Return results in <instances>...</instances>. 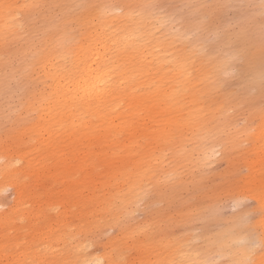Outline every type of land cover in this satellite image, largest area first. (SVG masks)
Returning a JSON list of instances; mask_svg holds the SVG:
<instances>
[{"label":"bare ground","instance_id":"obj_1","mask_svg":"<svg viewBox=\"0 0 264 264\" xmlns=\"http://www.w3.org/2000/svg\"><path fill=\"white\" fill-rule=\"evenodd\" d=\"M158 1L0 0V95L9 88L6 98H0V117L8 126L0 129V199L8 188L15 198L0 212V264H24V256L31 264L39 262L44 239L42 252L52 256L42 264L69 259L74 264H120L115 248L86 253L93 234H102L91 230L107 224L121 228L119 235L132 233L133 213L147 198L145 206L153 210L148 208L145 223L154 225L163 239H147L136 247L140 254L153 250L154 260L167 259L175 252L171 245H184L185 251L217 264L244 258L240 241L250 229L241 226L251 213L257 214L252 224L259 223L264 166L247 158L242 144L254 136L252 121L259 126L255 139L263 144L264 107L246 93L222 90V73L232 58L207 57L178 27L163 39L162 22L152 13ZM195 10L200 19L190 29L207 30V11L202 13L198 2ZM240 57L248 68L246 87L258 86L261 47ZM11 95L16 106L6 102ZM239 115L249 122L237 128ZM219 153L229 165V180L213 178L205 186L208 158ZM235 153L247 174H240ZM97 163L111 165L110 179L93 184L89 178L81 184L66 179L57 192L62 197L52 202L62 175L92 171ZM224 175L227 171L220 178ZM83 187L88 189L84 197ZM79 193L86 206L76 214ZM204 198L208 201L198 202ZM223 199L235 206L252 199L254 205L232 215L228 227L210 232L207 225L210 218L219 222L217 206ZM157 202L166 206H150ZM176 204L180 208L172 217L169 208ZM58 207L62 210L54 225L48 221L41 226L40 219L46 221L47 212ZM85 213L91 222L71 228L73 218ZM169 220L186 229L168 239ZM197 222L201 233L191 230ZM82 232L86 237L73 246L74 254L53 251L55 244H69V238ZM24 235L38 240L30 243V254ZM148 254L144 257L150 261ZM255 258H261L259 248Z\"/></svg>","mask_w":264,"mask_h":264},{"label":"rangeland","instance_id":"obj_2","mask_svg":"<svg viewBox=\"0 0 264 264\" xmlns=\"http://www.w3.org/2000/svg\"><path fill=\"white\" fill-rule=\"evenodd\" d=\"M197 2L201 6H209V5H227V4H242V5H255V7L248 8L245 7L242 11L236 12L229 8H208V7H201L202 13L207 11V14L205 15V19L203 20V24L206 25L207 30L202 29H190L191 25L195 24L200 19V12L196 11L195 8L197 6ZM260 0H225L224 2L221 0H160L157 3H155L152 6V13L158 21H161V37L163 39H168L170 37V32H175L177 27L183 30L185 33V39H187V42L190 43L191 41L196 42V44L200 45L207 57H230L232 58V62L230 60L229 67L226 72L222 73V90L223 91H231L232 93L236 94H244L246 93L247 96H251V99L256 102V105L258 107H264V92L261 91V81L260 84L254 88H247L246 87V79H247V70L248 68L245 67V61L240 57V52L243 47L247 49H251L254 47H261V28H262V20H261V9L259 7ZM184 5H192L193 7H182ZM200 13V14H199ZM190 26V27H189ZM189 29H188V28ZM236 35L239 38V41L237 42ZM232 38V39H231ZM229 45V46H228ZM239 63V64H238ZM262 65H264V57L262 58ZM9 91V88L7 87L5 92L0 95L1 99L6 98V92ZM14 95H11V97ZM6 102L10 106H16V96L12 98L6 99ZM247 107H249L250 102L249 99L245 100L244 103ZM1 112V110H0ZM231 114H233V111H230ZM249 121L244 119L243 115H239L236 119L237 128L245 126ZM252 125V136L248 139L247 142H244L242 144L243 149H247L243 153H246V156L248 158H257L260 160V163L264 166V142L263 144H259L260 142L256 140L255 138L256 133L259 130L258 123L256 121H252L250 123ZM1 127L8 128V126L3 122L2 118L0 117V129ZM238 153V151H237ZM237 153H235V164L239 167L240 174L244 175L248 173L247 167L238 156ZM167 154V152H166ZM124 156V155H122ZM170 154L166 155L167 161L164 164H167L168 157ZM209 164L205 166L206 171L204 172L205 175H208L209 178L204 184L205 186H209L212 184L213 178L216 181L227 179L229 180V165L227 162L223 159V156L219 153L215 156H210L208 158ZM22 164L26 165L25 161L21 162ZM65 163V162H64ZM133 163V162H132ZM128 163V164H132ZM124 164H127L125 162ZM111 166V165H110ZM109 166V167H110ZM108 167V168H109ZM106 166H103L101 164H96V168L92 171L85 172L81 169H76L71 175H62L58 179L57 189L54 190V195L52 202L59 201V199L62 197L61 195H58L57 192L61 191L63 189L62 182L64 180H69L74 178L75 181H78L77 184H81L84 180V178H89L92 180V184L95 180H108L107 178L109 176V172H107L108 169ZM127 171L132 170V167L126 166L125 167ZM202 168V167H200ZM203 169V168H202ZM104 170V171H102ZM227 171V176L224 175V178H220L221 174ZM207 173V174H206ZM137 175V174H136ZM137 176H142L137 175ZM90 180V181H91ZM50 181L48 182V184ZM208 183V184H207ZM91 184V185H92ZM99 184L95 185L96 191H101L102 189H99ZM83 194V197L87 195L85 191H88L87 187L80 188V190ZM152 195V193H151ZM77 211L76 214L80 212L82 213L84 207L86 206L84 204V199L82 200L80 198V193L77 194ZM2 198L0 199V212L7 211L14 203V195L13 190L11 188L6 189L2 193ZM82 197V196H81ZM149 197V196H148ZM150 200V199H149ZM148 198L146 201H144L139 209L133 213V226L131 227L132 233L126 234L124 236L119 235L120 229L117 225H103L101 227H97L95 229H92L91 231L97 232L101 230L102 234L99 237H95V234H93V237L88 242L90 247L86 248V253H101L105 248L110 247V249L115 248L116 250L113 251V253L117 252V255H119L121 261L122 260H128L130 264L132 262H135V264H139L140 261H148V258L144 257L148 253L140 254L136 247L139 245H144L147 242V239L149 241H156L159 238L161 239L162 236L158 234L157 230L154 228V225L151 227L146 222L147 217L149 216V212L153 210V208H149L150 211H148V208L145 206L146 203L149 201ZM208 199L204 198L202 200H198L199 203H205ZM75 202V201H74ZM74 202L70 205L72 208V205ZM254 201L252 199H245L244 202L241 205H233L232 201L230 200H221L217 206V215L220 216L219 222H215V219L210 218L209 222L210 224L207 225V229H212V231H216L218 229H223L228 227L230 222V217L234 214H237L241 212L242 210H249L253 207ZM151 207H165V202H157L150 205ZM173 207V208H172ZM180 208V205L176 204L169 208L170 215L172 217H175L176 211ZM62 209L60 207L47 212V219L46 221H41V226L45 227L48 226L46 222H50L54 225V222L57 220L58 213ZM257 218L256 213H251L249 215V221L244 222L241 226V229L246 231L249 230V225L253 223L254 219ZM73 223L71 228H85L84 223H90L91 220L88 218L87 214L85 213L83 216L76 215V217L73 218ZM90 221V222H89ZM217 221V220H216ZM198 223V222H197ZM191 224V230L195 233H201L202 230L199 229L201 224ZM213 223V225H212ZM208 224V223H207ZM167 229H168V239L177 237L181 234V232L184 231L183 228H181V225L179 223H176V225L173 227V221L169 220L167 223ZM198 225V226H196ZM188 226V227H190ZM209 226V227H208ZM92 227L91 224L88 226ZM187 227V228H188ZM197 227V229H196ZM213 227V228H212ZM216 230H213V229ZM29 228V227H28ZM186 229V228H185ZM195 230V231H194ZM76 232V231H75ZM73 232L72 234H74ZM86 237V233L83 234H77L71 238H69L66 245H63L61 241V244H55L53 251H63L64 253L70 254L73 253V246L79 242L80 240L84 239ZM24 249H26V252H29V245L32 242H37L38 240L33 241V237L31 235H24ZM163 239V238H162ZM40 243V261H36L33 264H42L41 262L45 259H48L52 256V254H47L44 256L42 250L45 247V241ZM201 246H203L202 242H199ZM30 254V252H29ZM149 255V254H148ZM154 254L152 250V254L150 256V261L154 260L152 257ZM31 256V255H30ZM20 262L24 261V264H31L30 259H27L25 256Z\"/></svg>","mask_w":264,"mask_h":264},{"label":"snow or ice","instance_id":"obj_3","mask_svg":"<svg viewBox=\"0 0 264 264\" xmlns=\"http://www.w3.org/2000/svg\"><path fill=\"white\" fill-rule=\"evenodd\" d=\"M154 7V6H153ZM182 7H193L192 5H184ZM208 8H229L236 12L242 11L245 7L252 8L255 5H242V4H227V5H209L201 6ZM261 11V20L264 22V0H260L259 4ZM239 38H237V42ZM247 51L246 48L241 49L240 55H243ZM261 55L264 57V23H262L261 28ZM261 91L264 92V65H262L261 71ZM260 220L258 224H250V233L247 239L241 240L240 245L243 249L244 258L241 260H235L233 264H264V207L261 208L259 213ZM257 236H259V243L257 242ZM170 247L175 248V252L170 258L167 259H157L152 261H140V264H217L215 260L202 258L199 253L192 254L185 251V246L171 245ZM260 249L261 258L257 260L256 254L257 249ZM64 264H74V262L69 259L64 261ZM120 264H130L128 260H122ZM135 264V262H132Z\"/></svg>","mask_w":264,"mask_h":264}]
</instances>
